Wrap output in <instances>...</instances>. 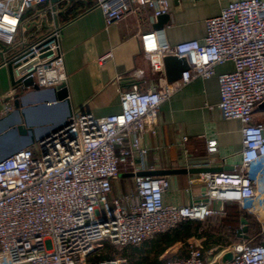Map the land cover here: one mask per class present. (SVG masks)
<instances>
[{
  "label": "built area",
  "instance_id": "2783aa9c",
  "mask_svg": "<svg viewBox=\"0 0 264 264\" xmlns=\"http://www.w3.org/2000/svg\"><path fill=\"white\" fill-rule=\"evenodd\" d=\"M48 1L0 0V42L14 47L26 11ZM96 7L108 24L144 8L157 20L170 13V0H96ZM206 27L203 39L175 45L160 28L152 33L145 56L154 71L165 72L168 55L188 64L162 90L134 85L121 94L120 112L103 117L74 112L62 127L0 161V264H127L115 256L88 258L104 248L99 241L118 249L140 247L183 221L225 218L228 204H239L257 220V236L208 249L190 242L185 257L172 256L163 264H264V124L254 120L264 101V0H231ZM62 32L56 26L4 60L16 81L33 78L40 88L67 85ZM228 62L232 71H216ZM213 76L220 85L222 117L242 124L241 162L232 171L200 173L205 190L197 202L168 204L170 180L139 174L148 153L143 134L157 132L160 106L176 90ZM14 110L8 101L5 113ZM207 150L217 152V140H208ZM121 170H131L134 191L114 197ZM256 237L260 241L254 244ZM228 252L232 259L224 262Z\"/></svg>",
  "mask_w": 264,
  "mask_h": 264
},
{
  "label": "crops",
  "instance_id": "0c3cea01",
  "mask_svg": "<svg viewBox=\"0 0 264 264\" xmlns=\"http://www.w3.org/2000/svg\"><path fill=\"white\" fill-rule=\"evenodd\" d=\"M230 1L170 0L169 19L160 28L163 38L171 45L203 39L207 34L206 20L219 15ZM53 6L50 0L28 9L21 20L15 46H6L7 52L3 59L0 58V119L8 115L5 113L8 101L15 105L14 96L18 92L10 68L3 62L24 44L48 32L44 24L32 23L46 15L48 23L54 25ZM55 6L57 13L64 11L58 15L56 26L63 28L61 43L74 112L87 111L95 117L118 113L122 109L121 94L134 85L141 91L162 90L173 82L168 80L166 70L154 71L145 56V47L157 30L152 9L132 11L121 20L108 24L103 11L96 7V0H75L70 6L67 1H61ZM27 24L31 28L26 29ZM107 54L111 55L101 61ZM233 69L232 62L216 67L218 73ZM39 91L44 97L50 94L49 88ZM27 92L31 94L30 100L36 101L34 90ZM220 100L217 76L197 78L165 100L160 106L157 132L148 131L142 137L143 146L148 150L142 171L213 167L222 169L218 172H228L238 166L243 148L242 124L239 120L222 117ZM254 120L264 124L261 103L255 110ZM185 136L187 141L183 140ZM211 139L217 140L218 144V151L213 154L207 150V142ZM154 176H166L170 180L171 187L165 193L168 204H193L205 190V185L198 179L200 173ZM132 191L133 178L128 174L113 182L114 197ZM219 245L225 244L214 246Z\"/></svg>",
  "mask_w": 264,
  "mask_h": 264
},
{
  "label": "water",
  "instance_id": "95a60500",
  "mask_svg": "<svg viewBox=\"0 0 264 264\" xmlns=\"http://www.w3.org/2000/svg\"><path fill=\"white\" fill-rule=\"evenodd\" d=\"M61 1H67L68 6H70L75 0H51L54 5L52 8L51 18L54 20V25L48 23V16H43L37 22H33V25L44 24L47 28V31H51L58 24V15L64 14V11L56 12V3ZM169 14L161 15L157 18L155 23V28H162L163 25L168 21ZM31 24V25H32ZM26 29L31 28L29 24L25 26ZM0 58L3 59L4 53L7 52V47L0 42ZM165 69L167 78L169 81H174L178 79L182 72L188 68V64L185 59H180L172 55H168L164 58ZM11 77L13 79V84L18 90L15 94V110L8 115L0 119V142L7 141L11 137L7 135L13 133L14 137H20L21 145H17L11 150L0 154V161L13 155L22 148L33 145L36 141L47 136L51 131L57 130L66 124L68 118L73 115L74 109L72 107L69 90L66 84L49 88L50 94L47 97H44L39 91L40 87L37 86L33 78L27 80H15L12 66L9 65ZM29 89L34 90L36 93L34 98L36 101L30 100ZM264 106V101L261 103ZM39 109L38 111L48 113L49 119L45 123V126L42 128L33 129V123H30L29 118L27 119V111L29 109ZM5 133V134H3ZM7 137V138H6ZM221 168L213 167H200V168H190V169H172V170H160V171H141L140 175H170V174H181V173H212L221 171ZM133 176V174H132ZM242 227L238 228V234L242 238H247L248 232V220L246 218L241 219ZM232 259V253H226L222 260L224 262Z\"/></svg>",
  "mask_w": 264,
  "mask_h": 264
},
{
  "label": "trees",
  "instance_id": "16d2710c",
  "mask_svg": "<svg viewBox=\"0 0 264 264\" xmlns=\"http://www.w3.org/2000/svg\"><path fill=\"white\" fill-rule=\"evenodd\" d=\"M246 218L248 220V238H252L258 234L259 231V223L252 216L243 211L239 204H228L227 205V216L225 218L219 217H208L204 221H198L199 224L196 225V228H193L192 220H186L178 224L175 228L171 229L165 234H160L154 237L153 239L145 242L144 244H148L149 251L152 250V255L147 254L144 258H142V264H163L166 260H160L161 255L171 246H173L178 241H186L194 233H198L201 235L202 227L205 228V233L202 235H206L207 247L211 248L214 246L210 239L215 238V234L221 235L222 237H228L229 243L232 242H241L243 240L242 237L238 234V228L241 224V219ZM196 222V221H195ZM201 235V236H202ZM216 238L217 243L223 241V238ZM260 239L257 237L253 242L258 243ZM225 244V245H227ZM126 248H136V247H126ZM125 249V248H123ZM121 249V250H123ZM187 252L177 255V257H185ZM114 257L108 253L107 257ZM152 257V258H150Z\"/></svg>",
  "mask_w": 264,
  "mask_h": 264
},
{
  "label": "rangeland",
  "instance_id": "374dc122",
  "mask_svg": "<svg viewBox=\"0 0 264 264\" xmlns=\"http://www.w3.org/2000/svg\"><path fill=\"white\" fill-rule=\"evenodd\" d=\"M38 110L31 108L27 111V119L29 118L30 123H33V125H34L33 129L44 127L45 123L49 119L48 113H44V112H41ZM3 134H5V133H3ZM7 137H11V139H8L7 141H5V140L1 141L0 142V149L8 148L11 145H14V146H17V145L20 146L21 145L20 137H14L13 133L7 135ZM126 174H128L129 176H132L131 170H129V171L121 170L120 171V177L121 178L123 176H125ZM109 200L111 202V198H109ZM197 224H199L198 221L193 222V228L194 229L196 228ZM204 230H205V228L202 227L201 235L203 233L206 234V232ZM260 231H261V227L259 228L258 233ZM205 234L201 236V235H198V233H194L189 238H187L186 241H178L173 246L169 247L163 253V255H161L160 260H166L172 256H177V255H180L182 253L187 252L190 242L191 243L203 242L204 246L207 245V242H206L207 236ZM220 236L221 235L215 234V238L210 239V242L213 245L218 244L215 241H216V238H220ZM221 238H223V241H222L223 244H227L229 242L228 237H222L221 236ZM201 239L203 241H200ZM255 239H257V237ZM255 239L253 240V242L255 241ZM99 242L104 244V248L98 250L94 255L90 256L88 258L89 261L104 259L105 257H107V255L109 253L111 255H114L115 257H119V258L125 260L127 264H142V261H141L142 258H144L147 254L152 255V250H150V252H148L149 247H150V246H148V244H142L140 247L125 248V249L121 250V249H118L114 246H111V244L108 240H103V241H99ZM222 242H220V243H222ZM207 249H208V247H207ZM150 258H152V257H150Z\"/></svg>",
  "mask_w": 264,
  "mask_h": 264
},
{
  "label": "bare ground",
  "instance_id": "6f19581e",
  "mask_svg": "<svg viewBox=\"0 0 264 264\" xmlns=\"http://www.w3.org/2000/svg\"><path fill=\"white\" fill-rule=\"evenodd\" d=\"M17 145V144H16ZM15 146L14 145H11L10 147H8V148H2V149H0V154H3V153H5V152H7V151H9V150H11L12 148H14ZM2 152V153H1Z\"/></svg>",
  "mask_w": 264,
  "mask_h": 264
}]
</instances>
